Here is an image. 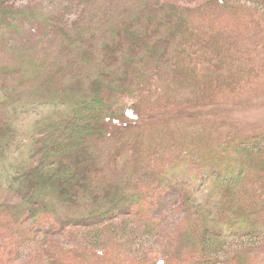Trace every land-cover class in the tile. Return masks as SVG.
I'll use <instances>...</instances> for the list:
<instances>
[{
  "label": "trees",
  "instance_id": "trees-1",
  "mask_svg": "<svg viewBox=\"0 0 264 264\" xmlns=\"http://www.w3.org/2000/svg\"><path fill=\"white\" fill-rule=\"evenodd\" d=\"M189 1L120 0L100 48L99 32L85 28L77 37L63 11L0 0V33L17 34L16 44L4 41L14 59H0V232L79 208L87 214L78 223L136 214L149 224L156 177L186 199L182 263L217 264L215 254L228 247L247 254L231 239L264 236V131L217 137L189 126L202 129L170 147L156 126L185 129L187 119L221 114L224 91L263 89L264 0ZM50 28L63 36L58 54L41 48ZM36 109L40 116L21 120ZM51 237L39 240L36 260L74 264L76 253ZM88 251L80 255L89 259ZM104 254L116 258L113 249Z\"/></svg>",
  "mask_w": 264,
  "mask_h": 264
},
{
  "label": "rangeland",
  "instance_id": "rangeland-1",
  "mask_svg": "<svg viewBox=\"0 0 264 264\" xmlns=\"http://www.w3.org/2000/svg\"><path fill=\"white\" fill-rule=\"evenodd\" d=\"M123 1L128 2V0ZM132 1L140 0H129V2ZM159 1L161 4L179 2L180 5H187L190 3L189 0ZM203 1L197 0V3ZM244 1L253 4L254 0ZM13 2L19 5L34 4L51 13L58 11L67 13L72 20L77 37L78 31H85V28H93L99 32L100 48L104 43L105 28L110 26L105 23L115 17H109L110 11L114 10L115 13L118 11L115 9L121 7L120 0H104L103 4H101L102 0H98V6L90 3L89 0H13ZM112 7L114 9H111ZM44 32L46 41L41 48L47 46L52 51L48 55L58 54V50L63 44V36H58L52 28ZM16 38L17 34L10 31L0 33V59H4L5 63L14 59L15 48L6 46L4 41L9 39L11 43L16 44ZM262 82L264 84V77ZM262 87L261 90L252 85L239 94L224 91L225 98L221 114L212 112L206 119L201 117L187 119L185 120L186 125L181 124L187 127L176 131L165 127L168 125L167 122H163L162 124H165L163 126H159L162 125L161 123L156 124L158 130H163L158 133V137L164 144L175 147L176 141L188 138L192 134L196 136L197 131L200 132L202 129L191 131L189 126H205L206 132L210 131L217 137L222 133L232 135L237 133L239 136H244L262 132L264 131V86L262 85L260 88ZM35 112L32 115L21 116V120H26L24 122L33 121L41 115L42 110L36 109ZM4 113L6 115L7 111L1 114L2 117ZM22 113L25 114V112ZM223 177L227 180L233 179L231 175ZM154 179L156 180L149 181L150 196H153V198L149 197L153 207L149 211L147 220L149 224L136 214L119 216L113 222L104 225L96 224V220L78 223L75 219L87 214L84 208L64 209L60 214L44 212L34 217L29 216L23 223H14V227L0 232V264H49L42 262L51 260L50 257L47 259L37 257L38 260L35 258L38 249L42 247L39 240L41 241L49 232L53 234L51 237L53 246L57 247L55 243L58 242L62 246L60 248L73 250L76 253L72 260L74 264H157L164 258L169 259L170 264H184L182 262L185 259L180 253L186 246L178 238H184L183 234L188 232L190 226L189 215L186 212V199L179 196V191L175 187L168 188L169 183H165L162 181L163 179L159 180L156 177ZM204 186H209V184L206 182ZM160 193L168 202H162ZM205 200H208V197ZM201 203L198 201L196 207ZM0 225L2 226V223ZM231 240L238 241L237 243L232 242L234 247L245 249L247 254H238L237 251L229 253L230 247H228L225 252L219 253L220 255L215 254L214 259L215 262L218 261L217 264H240V261L244 259L246 264H264V236H250L244 241L236 238ZM109 249L114 250L115 260H112L110 255L104 254ZM85 250L94 253L88 254L91 258H85L86 254L80 255ZM42 251L47 253L45 249ZM253 252L257 253L261 259L256 261V258L248 254ZM47 255L49 256L48 253ZM207 255L206 252L203 257ZM44 256L46 257L45 254ZM188 264L193 263L188 262Z\"/></svg>",
  "mask_w": 264,
  "mask_h": 264
}]
</instances>
